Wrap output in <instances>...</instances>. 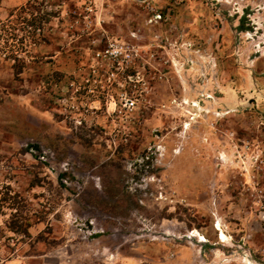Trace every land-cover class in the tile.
<instances>
[{"label": "rangeland", "instance_id": "1", "mask_svg": "<svg viewBox=\"0 0 264 264\" xmlns=\"http://www.w3.org/2000/svg\"><path fill=\"white\" fill-rule=\"evenodd\" d=\"M0 24V264H264V0H0Z\"/></svg>", "mask_w": 264, "mask_h": 264}, {"label": "built area", "instance_id": "2", "mask_svg": "<svg viewBox=\"0 0 264 264\" xmlns=\"http://www.w3.org/2000/svg\"><path fill=\"white\" fill-rule=\"evenodd\" d=\"M130 59L131 58L129 57V55L125 53L124 48L118 43L108 44L104 49L96 52L93 57V61L96 62V66H98L99 69L103 67L106 68V72H103L104 73L103 76L106 78V83L108 88H111L112 86L116 85V87L119 89V93L115 95V100L113 101L114 102L113 113H115L116 117H126L130 115L133 112V110L136 108L137 101L139 100V96H140V95L136 96L137 92L135 94L134 92L132 94H129L125 90V79L127 78L129 80V82L126 83V86H130L129 83H132V81H130L131 76L124 75L125 71L129 68V66L127 67V65L131 63ZM92 69L94 70V68ZM100 71L102 72V70ZM115 75L122 76V79L121 80L117 79V76L116 78H114ZM91 77H87L85 79V84H88V88H89L87 90V93H93L94 89L97 86H94V89H92L91 87L93 86V84L96 83L97 85L99 84V87L101 89L103 86L106 87V85L101 84L100 80H97V77L96 78H91ZM135 77L137 78V76ZM135 81L136 82L132 86L133 88L136 87L135 84L138 83L137 79Z\"/></svg>", "mask_w": 264, "mask_h": 264}, {"label": "trees", "instance_id": "3", "mask_svg": "<svg viewBox=\"0 0 264 264\" xmlns=\"http://www.w3.org/2000/svg\"><path fill=\"white\" fill-rule=\"evenodd\" d=\"M27 22H28V21H27ZM1 25H2V24H0V26H1ZM3 31H4V32H6V30H5V29H4Z\"/></svg>", "mask_w": 264, "mask_h": 264}]
</instances>
